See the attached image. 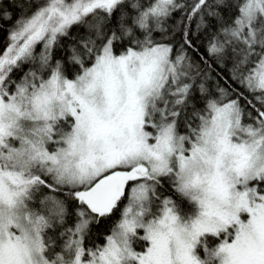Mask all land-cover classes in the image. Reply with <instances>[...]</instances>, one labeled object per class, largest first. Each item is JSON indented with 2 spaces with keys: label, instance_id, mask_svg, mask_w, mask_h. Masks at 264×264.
<instances>
[{
  "label": "snow or ice",
  "instance_id": "6c2138e0",
  "mask_svg": "<svg viewBox=\"0 0 264 264\" xmlns=\"http://www.w3.org/2000/svg\"><path fill=\"white\" fill-rule=\"evenodd\" d=\"M0 264H264V0H0Z\"/></svg>",
  "mask_w": 264,
  "mask_h": 264
},
{
  "label": "trees",
  "instance_id": "16d2710c",
  "mask_svg": "<svg viewBox=\"0 0 264 264\" xmlns=\"http://www.w3.org/2000/svg\"><path fill=\"white\" fill-rule=\"evenodd\" d=\"M2 46H3V36L0 35V48H2Z\"/></svg>",
  "mask_w": 264,
  "mask_h": 264
}]
</instances>
